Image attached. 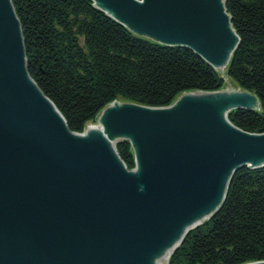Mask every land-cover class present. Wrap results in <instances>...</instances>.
I'll list each match as a JSON object with an SVG mask.
<instances>
[{
	"label": "water",
	"instance_id": "95a60500",
	"mask_svg": "<svg viewBox=\"0 0 264 264\" xmlns=\"http://www.w3.org/2000/svg\"><path fill=\"white\" fill-rule=\"evenodd\" d=\"M92 1L218 72L239 43L224 0ZM258 106L240 88L183 92L165 107L113 101L99 129L72 132L28 74L19 19L0 0V264H156L216 214L239 168L264 166V133L227 118Z\"/></svg>",
	"mask_w": 264,
	"mask_h": 264
},
{
	"label": "trees",
	"instance_id": "16d2710c",
	"mask_svg": "<svg viewBox=\"0 0 264 264\" xmlns=\"http://www.w3.org/2000/svg\"><path fill=\"white\" fill-rule=\"evenodd\" d=\"M19 19L26 68L54 103L70 131L113 101L170 105L187 91H217L224 79L195 52L132 32L92 0H11ZM239 37L226 75L256 95L260 107L238 109L228 120L264 133V0H225ZM127 169L135 166L127 141L115 144ZM264 261V166L239 168L221 208L191 230L167 264H244Z\"/></svg>",
	"mask_w": 264,
	"mask_h": 264
},
{
	"label": "bare ground",
	"instance_id": "6f19581e",
	"mask_svg": "<svg viewBox=\"0 0 264 264\" xmlns=\"http://www.w3.org/2000/svg\"><path fill=\"white\" fill-rule=\"evenodd\" d=\"M139 1H141V0H139ZM224 3H225V0H224ZM93 4H94V2H93ZM95 7H97V6H95ZM99 10H100V8L99 7H97ZM102 11V10H101ZM104 12V11H103ZM111 17V16H110ZM230 23H231V21H230ZM232 25V24H231ZM233 28V27H232ZM234 29V28H233ZM235 31V30H234ZM161 44V43H160ZM164 45V44H163ZM229 65V64H228ZM228 65L225 67V68H223V71L222 72H218L216 69V71L218 72V73H220V75H222V74H224V72L226 73V69H227V67H228ZM224 76V75H223ZM38 86V85H37ZM224 90V89H223ZM187 92H190V91H187ZM111 104V103H110ZM109 105V104H108ZM107 105V106H108ZM106 106V107H107ZM104 109V108H103ZM102 109V110H103ZM101 110V111H102ZM101 111H100V113H101ZM100 113L97 115V118H96V123H87L86 124V127H85V129H84V131L86 130V129H88L89 131H91V130H97V129H99V126H97V119H98V117H99V115H100ZM83 131V132H84ZM83 132H81V133H83ZM76 133V132H75ZM80 133V134H81ZM175 247V246H174ZM172 252H173V248H168L167 249V251H166V254H165V256L164 257H161V258H158V259H156V264H164L168 259H169V257L171 256V254H172Z\"/></svg>",
	"mask_w": 264,
	"mask_h": 264
},
{
	"label": "rangeland",
	"instance_id": "374dc122",
	"mask_svg": "<svg viewBox=\"0 0 264 264\" xmlns=\"http://www.w3.org/2000/svg\"><path fill=\"white\" fill-rule=\"evenodd\" d=\"M224 75V76H223ZM222 77L224 79V85L222 87V89L220 90H238L239 88L242 89L240 86L237 85V83H235L232 79H230L229 77H227L226 73L224 72V74H222ZM244 90V89H242ZM260 104L258 106L257 109H259ZM168 260L164 263L167 264Z\"/></svg>",
	"mask_w": 264,
	"mask_h": 264
}]
</instances>
